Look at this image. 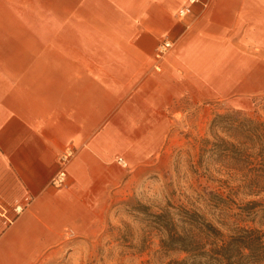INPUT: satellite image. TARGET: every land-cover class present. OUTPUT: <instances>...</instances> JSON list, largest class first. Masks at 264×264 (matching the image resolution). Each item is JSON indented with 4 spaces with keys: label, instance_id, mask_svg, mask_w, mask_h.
Instances as JSON below:
<instances>
[{
    "label": "crops",
    "instance_id": "1",
    "mask_svg": "<svg viewBox=\"0 0 264 264\" xmlns=\"http://www.w3.org/2000/svg\"><path fill=\"white\" fill-rule=\"evenodd\" d=\"M56 16L58 41L18 29ZM259 93L264 0H0V264L61 251L66 229L88 233L195 109Z\"/></svg>",
    "mask_w": 264,
    "mask_h": 264
},
{
    "label": "rangeland",
    "instance_id": "2",
    "mask_svg": "<svg viewBox=\"0 0 264 264\" xmlns=\"http://www.w3.org/2000/svg\"><path fill=\"white\" fill-rule=\"evenodd\" d=\"M74 19L72 12L67 13L64 23L74 25ZM62 21L57 16L18 17L17 25L18 29L30 27L33 36L38 37L35 40L58 41L63 37L57 33L58 23L61 25ZM70 38L67 35V40H72ZM226 108L241 109L264 121V93L248 99L210 101L204 112L195 109L188 124L179 127L177 137L163 150L161 158L147 168L146 177L134 182L128 191L114 193L104 202L88 233L79 235L67 228L65 246L61 251L51 252L49 257L34 264H165L177 253L161 250L160 239L164 233L153 213L167 208L173 210L170 204H182L201 211L225 233L236 224L257 225L256 220L236 221L233 218H228L226 224L216 222L226 220L223 217L225 212L238 209L233 205L227 210L218 205V199L213 202L209 198L210 192L222 197L227 195L236 203L249 198H264V193L246 195L236 189L229 193L222 181L226 173L218 161V154L203 146L202 139L209 137V121L213 113ZM11 212L15 213L14 210Z\"/></svg>",
    "mask_w": 264,
    "mask_h": 264
},
{
    "label": "trees",
    "instance_id": "3",
    "mask_svg": "<svg viewBox=\"0 0 264 264\" xmlns=\"http://www.w3.org/2000/svg\"><path fill=\"white\" fill-rule=\"evenodd\" d=\"M202 143L207 150L218 154L226 173L222 181L229 193L235 192L232 189L246 195L264 193L263 120L237 108L217 111L209 121V137H204ZM209 196L211 201L218 199V205L227 210L233 205L238 209L225 212L226 220L216 222L226 224L228 218H233L256 220L258 224H236L225 233L201 211L170 204L173 210L153 213L164 233L161 250L177 253L165 264H264V198L236 203L227 195L210 192Z\"/></svg>",
    "mask_w": 264,
    "mask_h": 264
},
{
    "label": "built area",
    "instance_id": "4",
    "mask_svg": "<svg viewBox=\"0 0 264 264\" xmlns=\"http://www.w3.org/2000/svg\"><path fill=\"white\" fill-rule=\"evenodd\" d=\"M194 1H198V0H189L190 3L194 2ZM187 13V8L183 7L178 9V15L179 16H184ZM170 42L169 41H162L161 43H159L156 46V55L157 57L161 56L166 49L170 46ZM71 155V151L70 149H66L64 151V153L61 156L62 160H67L69 158V156ZM64 178H65V172L64 170H60L56 173V175L51 179V183L53 185H60L64 182ZM22 205L20 203H16L13 207V210L15 213H18L21 210Z\"/></svg>",
    "mask_w": 264,
    "mask_h": 264
}]
</instances>
